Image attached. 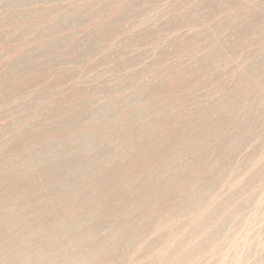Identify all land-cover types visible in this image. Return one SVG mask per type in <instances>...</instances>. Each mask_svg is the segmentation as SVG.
Wrapping results in <instances>:
<instances>
[{
	"label": "rangeland",
	"instance_id": "rangeland-1",
	"mask_svg": "<svg viewBox=\"0 0 264 264\" xmlns=\"http://www.w3.org/2000/svg\"><path fill=\"white\" fill-rule=\"evenodd\" d=\"M66 263L264 264V0H0V264Z\"/></svg>",
	"mask_w": 264,
	"mask_h": 264
},
{
	"label": "bare ground",
	"instance_id": "bare-ground-1",
	"mask_svg": "<svg viewBox=\"0 0 264 264\" xmlns=\"http://www.w3.org/2000/svg\"><path fill=\"white\" fill-rule=\"evenodd\" d=\"M184 132H186V131H184ZM186 134V133H185ZM178 140H180V139H178ZM182 141V140H181ZM178 143V142H177ZM126 171V170H125ZM128 171V170H127ZM128 176V175H127ZM123 178V177H122ZM125 187V186H124ZM92 210V209H91ZM57 226V225H56ZM59 230V229H58ZM47 239V238H46ZM52 239V238H51ZM55 239V238H54ZM134 239V238H133ZM135 240V239H134ZM61 251V250H60ZM59 251V252H60ZM32 262V261H31ZM67 264V263H66Z\"/></svg>",
	"mask_w": 264,
	"mask_h": 264
}]
</instances>
